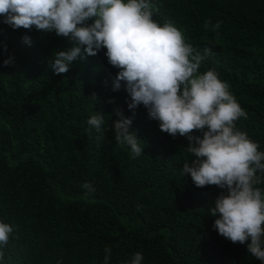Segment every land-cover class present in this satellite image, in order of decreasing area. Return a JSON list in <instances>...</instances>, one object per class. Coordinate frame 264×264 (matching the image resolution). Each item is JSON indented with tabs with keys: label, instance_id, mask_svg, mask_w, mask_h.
I'll list each match as a JSON object with an SVG mask.
<instances>
[{
	"label": "trees",
	"instance_id": "1",
	"mask_svg": "<svg viewBox=\"0 0 264 264\" xmlns=\"http://www.w3.org/2000/svg\"><path fill=\"white\" fill-rule=\"evenodd\" d=\"M152 3L155 21L172 22L196 51L211 49L199 73L214 69L229 85L247 114L236 129L264 151V0ZM68 46L55 32L0 22V221L14 229L0 248L3 264H104L106 248L110 264H130L137 252L143 264H260L247 242L214 230L208 206L221 190L182 177L185 137L162 135L140 106L132 131L144 155L116 144L115 111L132 113L125 93L112 90L118 69L107 66L106 50L53 73L49 57ZM8 56L14 63L4 66ZM95 112L105 115L104 139L87 131Z\"/></svg>",
	"mask_w": 264,
	"mask_h": 264
},
{
	"label": "clouds",
	"instance_id": "2",
	"mask_svg": "<svg viewBox=\"0 0 264 264\" xmlns=\"http://www.w3.org/2000/svg\"><path fill=\"white\" fill-rule=\"evenodd\" d=\"M153 7L152 0H0V22L14 31L34 28L66 38L70 46L53 50L48 60L56 75L68 73L77 60L106 50L107 66L118 69L112 73V90L125 93L132 113L115 111L118 119L111 129L116 144L127 146L133 158L144 155L145 144L132 131L140 106L158 122L162 135L185 137L188 159L182 177L187 175L198 188L214 185L221 190L214 206H208L209 216L215 218L214 230L233 243L247 242V253L264 264V189L257 187L264 183L257 175L264 174V151L236 129L235 122L247 114L229 85L214 69L199 73L211 49L196 51L172 22L153 19ZM214 28L219 29L220 23ZM23 43L30 47L31 37L25 35ZM13 63L12 56L3 61L4 66ZM104 117L95 112L87 120V131H94L98 139L105 138ZM82 188L95 191L87 182ZM13 231L0 221V248L8 244ZM110 260L111 249L106 248L104 264ZM143 260L137 252L130 264Z\"/></svg>",
	"mask_w": 264,
	"mask_h": 264
}]
</instances>
